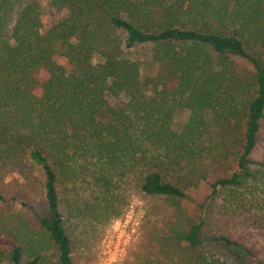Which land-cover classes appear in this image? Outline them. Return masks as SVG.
<instances>
[{
    "label": "trees",
    "instance_id": "trees-1",
    "mask_svg": "<svg viewBox=\"0 0 264 264\" xmlns=\"http://www.w3.org/2000/svg\"><path fill=\"white\" fill-rule=\"evenodd\" d=\"M204 1L195 13L190 6L184 11L182 0H52L65 17L45 27L37 0H0V170L23 176L37 170L48 216L1 192L0 205L2 211L11 204L31 211L56 248L58 264H73L60 211L67 184L91 176L101 189L99 208L113 214L117 179L141 166L144 195L185 199L159 165L196 163L215 122L241 121L244 135L236 170L210 184V198L223 189L228 193L212 214V226L220 229L224 218L240 220L253 207L254 217L264 218V163L250 158L264 121V66L254 51L264 48V0ZM160 11L168 18L164 28L141 22ZM182 12L205 22L193 29L171 23ZM147 44L153 45V76L129 57ZM171 97L179 101L174 108ZM176 104L189 111L179 127L172 122ZM249 165L258 168L251 173ZM204 224L181 226L175 239L197 252ZM212 236L251 264H264L260 251L239 239L218 231ZM41 260L16 218L0 212V264ZM192 264L221 263L198 253Z\"/></svg>",
    "mask_w": 264,
    "mask_h": 264
},
{
    "label": "rangeland",
    "instance_id": "rangeland-1",
    "mask_svg": "<svg viewBox=\"0 0 264 264\" xmlns=\"http://www.w3.org/2000/svg\"><path fill=\"white\" fill-rule=\"evenodd\" d=\"M51 1L37 0L45 27L65 17V11H57ZM179 4L183 5L184 11L189 6L193 7L195 13L206 5L204 0H182ZM163 14L162 11L158 15L153 12L154 18L144 17L141 22L152 30L162 29L168 22ZM177 16L178 19L174 18L171 23L177 22L186 29L201 28L205 22L200 18L195 20L185 12ZM152 50L153 45L147 44L136 47L129 54L132 60L140 63L141 71L146 76L155 73L150 61ZM254 51L258 54L259 63L264 66V48ZM57 60L60 65H65L62 58ZM231 60L245 72L255 73L253 67L244 61L233 57ZM176 87L177 83L171 84V88ZM175 103L179 101H171V107L174 108ZM188 116L189 111L176 104L172 115L174 126L179 127ZM214 124L209 129L210 135L200 154L201 159L196 163L159 165L166 181L183 189L185 199L144 195L140 185L146 169L141 166L127 172L124 170L117 179L115 191L111 193V202L115 205L113 214L99 208L103 199L101 189L91 176H81L74 186L67 184V188L60 193V211L66 234L71 240L73 264H192L198 253L206 258V262L218 259L221 264H251L238 250L212 240V235L217 231L239 239L253 251L259 250V257L263 258L264 218L261 214L254 217V207L248 213L242 212L240 220L232 222L224 218L220 222V229L211 224L213 212H216L223 199L227 201L228 193L223 189L215 198H210V184L216 179L228 178L236 170L244 135V124L241 121L235 127L224 122L222 124L221 121ZM224 138L228 139L227 144H224ZM250 158L254 162L264 163V121L257 147ZM257 168L256 165L248 167L251 173ZM246 185H249V180L243 182V188ZM0 192L19 198L42 216H48L42 176L37 170L24 176L16 171L0 170ZM259 197L263 199L262 195ZM1 207L0 212L14 216L30 243L36 245V251L42 257L41 264H58L56 248L35 221L31 211L18 204H11L3 211ZM202 220L205 224L197 252L185 242L175 239L176 229L181 226L187 229L189 222Z\"/></svg>",
    "mask_w": 264,
    "mask_h": 264
}]
</instances>
